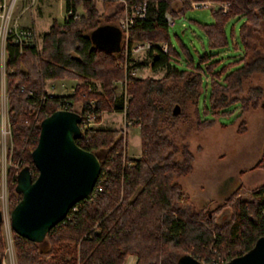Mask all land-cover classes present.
Returning <instances> with one entry per match:
<instances>
[{
	"label": "trees",
	"instance_id": "obj_1",
	"mask_svg": "<svg viewBox=\"0 0 264 264\" xmlns=\"http://www.w3.org/2000/svg\"><path fill=\"white\" fill-rule=\"evenodd\" d=\"M203 1L229 2L230 7L225 14L217 9L212 22L199 24L213 51L195 60L185 46L182 56L170 43L165 14L176 20L191 2ZM124 2L145 5L144 18L135 17L127 32L129 44H152L145 61L129 64L126 59L125 68V31L114 18L122 14ZM64 9L70 16L51 24L40 36V47L36 34L35 45L21 51L6 43L10 206L21 198L15 190L18 172L27 167L37 176L31 152L40 122L61 105L75 111L74 102H80V126L88 114L99 122L103 113H124L126 123L139 128L141 156H127V136L121 129H82L75 142L99 159L95 188L100 191L76 203L41 243L11 231L16 264H124L128 255L136 257L135 264H178L185 255L203 264H225L250 250L264 236V183L247 197H240L241 189L230 194L224 200L230 219L218 224L212 214L195 211L176 182L190 173L194 161L189 145L177 135L180 126L203 130L228 116H233L231 124L239 122V133L245 131L244 114L264 99L262 87L249 84L252 75L264 72V0H64ZM235 21L241 23L237 33L231 31L229 48L225 26ZM99 26L120 31L118 51L92 43L90 34ZM228 49L236 54L225 64L217 55ZM142 65L165 74L158 80L134 76L132 69ZM54 80L75 81L74 92L48 94L46 82ZM120 80L127 82L125 95L117 94ZM255 168L264 169V146ZM4 249L0 223V256Z\"/></svg>",
	"mask_w": 264,
	"mask_h": 264
},
{
	"label": "rangeland",
	"instance_id": "obj_2",
	"mask_svg": "<svg viewBox=\"0 0 264 264\" xmlns=\"http://www.w3.org/2000/svg\"><path fill=\"white\" fill-rule=\"evenodd\" d=\"M37 1L39 2L33 5L34 11L32 9L31 11L28 10L21 20L24 22V18L32 14L31 17L35 20L36 31L39 35L45 33L54 20L62 22V20L68 17V13L64 12L62 0ZM20 4L21 0H18L13 10L14 17L20 12ZM97 7L101 13V4L99 3ZM175 7L179 8L180 4L176 3ZM224 7H227L225 12ZM229 7V2H191V8L184 13V16L177 18L174 20V25L169 26L170 43L176 47L181 55L183 54L181 46H185L195 60L205 51H213L208 47L206 36L199 27V24L203 25L212 22V12L220 9L222 13L225 14L229 10ZM126 9L127 7L124 4L122 14L114 18L117 20L115 23L125 31V36L123 38L124 61L122 64L126 62V59L127 61L129 60V64H133L145 61V52L147 49L139 54L133 52L131 56L126 55L127 45H131L130 47L132 48L136 43H146L133 41L127 44L129 43L127 32L131 26L125 28H122V26H126V21L128 19L130 20V18H132V20H134L135 16H132V13ZM77 12L81 14L82 9L78 7ZM240 23L241 21L228 22L225 26L229 48L233 43L231 31L233 29L235 33H237ZM38 34V47H40V36ZM164 47L166 49L165 45L160 46L161 49ZM235 54L236 52L228 49L217 55V57H222L223 59L221 62L227 64L234 59L232 56ZM125 66L126 65L123 64L124 68ZM132 71L133 75L136 77L152 78L154 80L161 79L165 74V71H152L147 65H142L132 69ZM1 80L0 76V210L3 213L2 234L4 237L5 249L0 258L6 260L5 250L7 244H12L13 242L11 229L10 232H8L10 228L9 213L12 207L8 201L6 189V170L9 166L6 149L10 144V137H2L1 134L2 126L3 128H5L6 125L8 127L7 96L6 88H3V85H1ZM121 81L122 80L116 82L117 94L123 93L125 95L126 89L120 84ZM51 84L54 89H51V91L48 88L49 93L67 96L74 92L76 82L72 80L47 81L46 87ZM249 84L261 86L264 94V72L252 75ZM98 88L99 87L96 85V89ZM203 101L202 95L199 103L201 108L203 107ZM205 101L208 105L207 98ZM73 107L76 112L81 111L80 102L75 101ZM88 115L92 116V120L86 128L99 127L123 130L127 136V156L133 159L141 156L139 128L136 125L127 124L124 113H103L99 122L95 121L94 114ZM87 116L84 118H87ZM232 119L233 116L221 117L213 125L203 130H197L192 125H183L179 127L177 135L180 140L189 145L194 155V161L190 173L184 177L177 178L176 182L180 185L185 195L188 196V201L191 203L194 210L198 211L202 209L212 214L218 224H224L230 219L231 210L228 206L224 205V200L230 194L241 189L242 192L240 197H247L249 195V190L264 183V169L255 168L264 146V99L257 109H251L244 114L245 131L243 133L238 132L239 122L231 124ZM220 123L227 124V126L223 127ZM202 203L205 205L203 206ZM5 232H7L9 236H6ZM134 258L136 261L135 256ZM132 259L133 257L129 255L124 264H131ZM133 264H135V262Z\"/></svg>",
	"mask_w": 264,
	"mask_h": 264
},
{
	"label": "water",
	"instance_id": "obj_3",
	"mask_svg": "<svg viewBox=\"0 0 264 264\" xmlns=\"http://www.w3.org/2000/svg\"><path fill=\"white\" fill-rule=\"evenodd\" d=\"M92 43L108 51H118L120 31L99 26L90 34ZM81 116L58 109L40 122L36 146L31 152L37 176L22 168L15 190L21 198L9 213L10 229L17 236L41 243L47 233L62 222L72 207L94 191L101 164L97 156L79 147L75 140L82 136ZM3 213L0 210V223ZM0 264H3L0 258ZM178 264H203L191 255ZM225 264H264V236L246 253Z\"/></svg>",
	"mask_w": 264,
	"mask_h": 264
},
{
	"label": "built area",
	"instance_id": "obj_4",
	"mask_svg": "<svg viewBox=\"0 0 264 264\" xmlns=\"http://www.w3.org/2000/svg\"><path fill=\"white\" fill-rule=\"evenodd\" d=\"M18 0H0V76H1V85H3V88L5 87V61H6V43L10 42L13 45H16L19 50L21 51L25 47H30L35 45V32L28 27L21 26L18 22V17L13 16V10L15 8L16 2ZM31 2L37 1V0H30ZM125 6L127 7L128 11L132 13V16L144 18L145 16V5H129L128 3L124 2ZM227 7H224V12L226 11ZM126 9V10H127ZM70 16V13H68V17ZM134 17V18H135ZM165 20L168 24V26L174 25V20L171 18L170 14H165ZM133 23L132 18L130 20L128 19L126 21V26L123 25L122 28L130 27ZM37 40V39H36ZM129 44V43H127ZM131 45L126 46V55H130L134 52L136 54H139L141 52H144L145 49H148L152 46L151 43H136L133 45V47H130ZM165 51V47L162 49ZM133 56V55H132ZM126 65V64H125ZM126 67V66H125ZM119 82V81H118ZM124 88L126 87V80H123L120 82ZM47 93L52 95L51 92H48V88L53 90V85L46 87ZM51 90V91H52ZM67 106L61 105L59 109L66 110ZM92 120V116L88 115L87 118H84L81 124V130L86 129L87 125L90 124V121ZM86 121V122H85ZM88 121V123H87ZM5 124V123H4ZM6 125V124H5ZM83 131V130H82ZM2 137H10V130L9 126L3 128L2 126ZM100 191V188L97 187L94 189L93 192ZM3 223V220H2ZM8 232H10V228L8 229ZM6 236L7 232H5ZM13 242V241H12ZM6 260L3 258L1 259L3 264H16L15 261V255H14V249H13V243L7 244V248L5 250Z\"/></svg>",
	"mask_w": 264,
	"mask_h": 264
},
{
	"label": "crops",
	"instance_id": "obj_5",
	"mask_svg": "<svg viewBox=\"0 0 264 264\" xmlns=\"http://www.w3.org/2000/svg\"><path fill=\"white\" fill-rule=\"evenodd\" d=\"M39 1H34V2H31L30 0H21V6H20V12L15 16V17H18V22L21 26H24V27H28V28H31L35 34L37 35V31H36V26H35V20L31 17L32 14L29 15V17H25L24 18V22H22V17L24 14H26L28 12V10L31 11V9L34 11L33 9V5H35L36 3H38ZM62 4H63V9H64V0H62ZM65 10V9H64ZM65 12V11H64ZM56 21V20H54ZM53 21V22H54ZM63 21V20H62ZM51 22V24L53 23ZM58 22V21H56ZM58 23H61V22H58ZM51 24L49 25V27L51 26ZM48 27V29H49ZM48 31V30H47ZM46 31V32H47ZM44 34V33H42ZM41 34V35H42ZM39 35V34H38ZM39 35V36H41ZM38 40V39H37ZM202 205L204 206L205 204L202 203ZM129 256V255H128ZM128 256L126 257V259L128 258ZM131 257H133V259L131 260V264H133L135 262V258L134 256L130 255ZM125 263V262H124Z\"/></svg>",
	"mask_w": 264,
	"mask_h": 264
}]
</instances>
